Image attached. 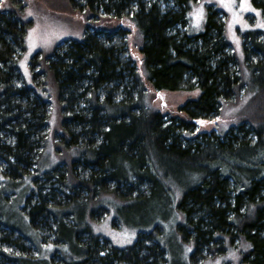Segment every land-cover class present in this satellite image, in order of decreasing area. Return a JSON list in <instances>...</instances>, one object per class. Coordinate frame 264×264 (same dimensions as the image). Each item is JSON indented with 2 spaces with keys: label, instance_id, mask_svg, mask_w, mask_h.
I'll return each mask as SVG.
<instances>
[{
  "label": "trees",
  "instance_id": "1",
  "mask_svg": "<svg viewBox=\"0 0 264 264\" xmlns=\"http://www.w3.org/2000/svg\"><path fill=\"white\" fill-rule=\"evenodd\" d=\"M164 1L68 0L84 17L85 32L30 63L33 86L16 66L27 27L20 18L24 3L1 4L0 187L36 170L55 104L62 133L53 144L75 157L36 174L20 211L42 240L46 228L53 241L74 240L77 250L39 261L31 253L34 242L0 215V264H170L159 226L116 247L80 227V210L64 208L87 201L96 212L107 211L106 199L122 193L173 195L183 215L177 230L193 244L194 263L231 246L240 264H264L263 40L248 33L237 60L227 52L215 10L208 8L203 31L181 33L177 26L188 23L194 0H171L169 7ZM183 90L196 94L170 109L156 103L159 94ZM234 101L241 105L237 134L181 137L198 118ZM182 171L188 179L173 183L172 172Z\"/></svg>",
  "mask_w": 264,
  "mask_h": 264
},
{
  "label": "rangeland",
  "instance_id": "2",
  "mask_svg": "<svg viewBox=\"0 0 264 264\" xmlns=\"http://www.w3.org/2000/svg\"><path fill=\"white\" fill-rule=\"evenodd\" d=\"M19 3H24L20 8L22 15L20 18L26 22L27 27L24 49L16 61V66L25 84L33 86L34 80L30 63L41 56L49 55L56 46L63 44L62 42L82 37L86 21L68 0H16V5ZM225 3L229 4V7H224ZM171 4V0L164 1L163 7H169ZM200 8L203 9V18L197 26L194 13ZM208 8L215 10L217 19L223 21L225 37L229 45L227 52L230 54L235 52L237 60L243 58V38L248 33H259L258 38H261L264 43V26H261L264 25V0H194L187 11L188 23L185 22L177 26L179 32L188 31V34H195L203 31ZM96 23L97 27H101L102 20L100 19ZM89 30L92 31V28ZM195 94L196 91L184 90L163 93L156 97V103L170 109ZM240 106L236 101L228 102L211 115L198 118L196 125L189 131H182L181 137L193 138L199 132H206L209 136L213 134L222 136L229 129L237 134L236 125ZM48 125L49 132L44 140L36 170L33 168L31 174L18 181L5 180L3 186L0 187V215L9 226L17 230V233L34 242V247L35 244L37 245L38 249L32 248L30 241L25 243L30 246L33 256L40 254L36 257L39 261L51 256L55 260L60 259L59 253L56 252L58 250L72 252L77 250L74 240L68 241L67 244L53 241V235L48 233L46 228H44L45 237L42 240L28 223L27 216L20 211L27 195L34 189L36 174L51 171L55 167L61 166L65 160L75 157L74 150L65 149L64 152H58L53 144L56 137L62 133L60 113L55 104L52 105ZM244 127L250 130L247 124ZM250 135L251 133H248L247 137ZM239 136L241 137V133ZM183 143L185 144L186 140H183ZM172 173L171 180L175 184L188 179V175L184 171L182 174ZM38 181L44 187L50 186V183L45 182L43 178ZM161 195L150 199H134L125 193L112 195L106 199L108 202L110 201L109 209L100 212L91 208L87 201L80 206L70 203L64 208H73L75 212L80 210L78 216L80 227L86 226L91 233L100 235L116 247L131 245L139 233H147L157 225L161 230L162 241L169 251L170 264H240L238 260L240 254L237 249L231 246L212 258L194 263L190 259L193 244L183 240L177 230V223L183 219V215L176 209V198L171 194L164 197ZM58 208L64 209L62 205H59ZM62 233H64L63 230ZM5 250L10 251L11 249L5 247ZM4 264L15 263L5 262Z\"/></svg>",
  "mask_w": 264,
  "mask_h": 264
},
{
  "label": "snow or ice",
  "instance_id": "3",
  "mask_svg": "<svg viewBox=\"0 0 264 264\" xmlns=\"http://www.w3.org/2000/svg\"><path fill=\"white\" fill-rule=\"evenodd\" d=\"M223 6L227 8V7H229V4L225 3ZM29 15H30V13H29ZM257 15H259V13H257ZM194 18H195V20L197 22V26H198L200 20L203 18V9L202 8L195 10ZM261 26H264V25H261ZM229 27L231 28V25H229ZM200 123H203V122H200Z\"/></svg>",
  "mask_w": 264,
  "mask_h": 264
},
{
  "label": "water",
  "instance_id": "4",
  "mask_svg": "<svg viewBox=\"0 0 264 264\" xmlns=\"http://www.w3.org/2000/svg\"><path fill=\"white\" fill-rule=\"evenodd\" d=\"M3 1H5V0H0V7H1V3H2Z\"/></svg>",
  "mask_w": 264,
  "mask_h": 264
}]
</instances>
